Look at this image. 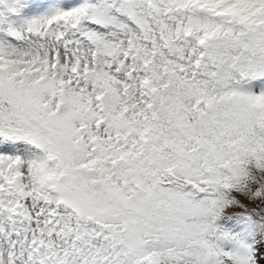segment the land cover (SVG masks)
Here are the masks:
<instances>
[{
  "label": "snow or ice",
  "instance_id": "6c2138e0",
  "mask_svg": "<svg viewBox=\"0 0 264 264\" xmlns=\"http://www.w3.org/2000/svg\"><path fill=\"white\" fill-rule=\"evenodd\" d=\"M0 264H264V0H0Z\"/></svg>",
  "mask_w": 264,
  "mask_h": 264
}]
</instances>
